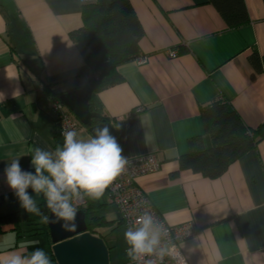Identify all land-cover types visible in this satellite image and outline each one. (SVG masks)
<instances>
[{
    "label": "crops",
    "instance_id": "0c3cea01",
    "mask_svg": "<svg viewBox=\"0 0 264 264\" xmlns=\"http://www.w3.org/2000/svg\"><path fill=\"white\" fill-rule=\"evenodd\" d=\"M243 1L249 22L229 28L208 0H130L144 30L139 48L146 62L120 64L123 81L96 94L122 155L154 153L160 160L158 171L137 178L159 215L170 225L197 226L182 244L190 264H264V139L217 178L178 163L190 141L204 136L200 106L219 96L247 127L264 123V66L258 71L249 60L254 50L264 56V0ZM82 7L80 0H0V216L20 215L19 229L0 233V253L35 246L53 257L50 236L32 232L3 167L10 155L20 156L22 168L34 171L33 148L55 151L63 143L50 95L88 86L90 49L70 37L83 25ZM77 133L92 137L81 124ZM84 199L91 215L111 222L95 234L103 236L109 264H131L125 240L115 252L107 239L117 227L104 209L112 204L107 189Z\"/></svg>",
    "mask_w": 264,
    "mask_h": 264
},
{
    "label": "trees",
    "instance_id": "16d2710c",
    "mask_svg": "<svg viewBox=\"0 0 264 264\" xmlns=\"http://www.w3.org/2000/svg\"><path fill=\"white\" fill-rule=\"evenodd\" d=\"M208 1L229 28H237L249 22L243 0ZM82 19V27L72 31L70 37L74 42L87 44L90 49L84 57L89 67V106L91 111L100 113L99 118L92 120V124H98L106 118L102 115V107L96 94L123 81L117 67L141 56L139 42L144 30L130 0H92L83 3ZM249 60L258 71L264 66V56H260L255 50L249 54ZM200 116L204 136L190 141L189 151L178 158L180 169H188L208 178H217L232 162L264 139V123L257 128L247 127L228 100L222 96L201 105ZM41 207L47 212L46 207ZM78 208L86 213L87 231L92 234L111 223L103 217L91 215L89 205ZM25 220L32 226L34 234L49 235L47 224L40 223L38 217L25 213ZM8 228H20L19 212L0 216V233ZM99 236L103 238L101 233Z\"/></svg>",
    "mask_w": 264,
    "mask_h": 264
},
{
    "label": "clouds",
    "instance_id": "9594fccd",
    "mask_svg": "<svg viewBox=\"0 0 264 264\" xmlns=\"http://www.w3.org/2000/svg\"><path fill=\"white\" fill-rule=\"evenodd\" d=\"M63 143L55 151L40 147L31 150V166L26 171L21 157L5 161L3 176L19 208L39 218L40 223H57L61 230L75 233L76 202L84 197L99 199L127 164L122 148L107 127L97 128L84 140L75 129L62 133ZM46 207L47 212L42 210ZM54 218V219H53ZM126 254L133 264H163L165 256L176 260V246L167 239V228L150 211H143L124 232ZM39 241H34L33 245ZM145 257H154L145 261ZM0 264H53L48 253L33 246L30 251L0 253ZM178 264H183L179 259Z\"/></svg>",
    "mask_w": 264,
    "mask_h": 264
},
{
    "label": "built area",
    "instance_id": "2783aa9c",
    "mask_svg": "<svg viewBox=\"0 0 264 264\" xmlns=\"http://www.w3.org/2000/svg\"><path fill=\"white\" fill-rule=\"evenodd\" d=\"M86 3L92 0H80ZM167 53L170 57L177 56L178 52L174 49H168ZM145 56H139L135 60L138 64L146 62ZM43 89V85L40 87ZM52 108L55 118L59 124L60 134L66 130L75 129L78 131L80 122L70 111V109L59 99L53 97L51 99ZM160 168V160L154 153H146L137 157L127 159L124 171L112 181L106 188L108 200L117 208L122 224L126 229L134 222L136 217L143 211H150L156 220L161 222L167 228V239L171 240L176 246V252L179 254L174 260L170 256H165L163 264H178V260L182 259L183 264H190L182 252V244L194 237L197 233V226L191 222L179 225L168 224L157 212L150 202L146 193H144L137 184V178L158 171ZM85 199L76 202V207L83 205ZM154 257H145V261ZM129 262H133L129 259ZM159 264V261L157 262Z\"/></svg>",
    "mask_w": 264,
    "mask_h": 264
},
{
    "label": "water",
    "instance_id": "95a60500",
    "mask_svg": "<svg viewBox=\"0 0 264 264\" xmlns=\"http://www.w3.org/2000/svg\"><path fill=\"white\" fill-rule=\"evenodd\" d=\"M90 92L91 89L85 86L64 92L59 95V99L70 109L81 125L88 127L92 136L95 135L97 128L107 127L118 142L114 126L109 121L103 119L98 124H92V120L99 118L100 113L90 110ZM76 223L79 227L75 233L61 230L57 223L47 224L55 262L109 264V249L101 236L87 231L86 213L81 208L77 209Z\"/></svg>",
    "mask_w": 264,
    "mask_h": 264
},
{
    "label": "rangeland",
    "instance_id": "374dc122",
    "mask_svg": "<svg viewBox=\"0 0 264 264\" xmlns=\"http://www.w3.org/2000/svg\"><path fill=\"white\" fill-rule=\"evenodd\" d=\"M104 209L108 216H115V226L117 227L114 231H111L108 234L107 239L109 243L113 244L115 248L114 251L119 252L122 248V243L124 241V232L126 231V229L123 224H119V219H117L116 217V210L114 206H112V204L105 206Z\"/></svg>",
    "mask_w": 264,
    "mask_h": 264
}]
</instances>
